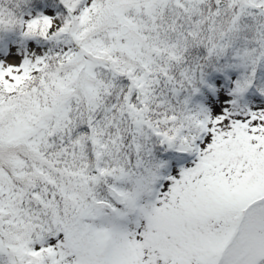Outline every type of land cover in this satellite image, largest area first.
Wrapping results in <instances>:
<instances>
[{"label": "snow or ice", "instance_id": "1", "mask_svg": "<svg viewBox=\"0 0 264 264\" xmlns=\"http://www.w3.org/2000/svg\"><path fill=\"white\" fill-rule=\"evenodd\" d=\"M0 264H264V0H0Z\"/></svg>", "mask_w": 264, "mask_h": 264}]
</instances>
